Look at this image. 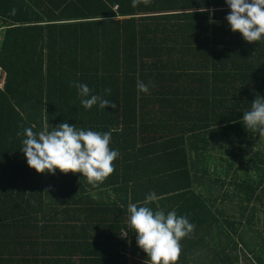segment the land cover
Returning a JSON list of instances; mask_svg holds the SVG:
<instances>
[{
  "label": "trees",
  "instance_id": "16d2710c",
  "mask_svg": "<svg viewBox=\"0 0 264 264\" xmlns=\"http://www.w3.org/2000/svg\"><path fill=\"white\" fill-rule=\"evenodd\" d=\"M229 12L225 0H0V264H142L128 206L149 193L154 211L177 198L199 233L214 226L208 264H264V136L242 120L264 99V36L244 41ZM73 82L116 108L86 110ZM46 121L110 131L113 173L93 188L30 169L17 133Z\"/></svg>",
  "mask_w": 264,
  "mask_h": 264
},
{
  "label": "clouds",
  "instance_id": "9594fccd",
  "mask_svg": "<svg viewBox=\"0 0 264 264\" xmlns=\"http://www.w3.org/2000/svg\"><path fill=\"white\" fill-rule=\"evenodd\" d=\"M137 3L138 0H133L134 7ZM225 3L230 9L225 19L232 32L241 34L248 43L264 36V0H225ZM71 86L78 90L81 105L86 110L94 105L101 109L116 108L115 102L92 94L85 83L73 82ZM137 89L141 93L150 90L143 81H138ZM104 94L110 95L111 88H106ZM242 120L246 129L264 136V99L257 95ZM35 128L34 124L23 128L17 136L23 135L20 151L28 167L37 174L54 175L56 170L65 174L80 173L95 188L113 173V161L120 153L109 147L110 131L85 130L67 122L51 128L47 121L40 131H34ZM157 199L155 193H149L142 204H129V227L136 234L137 247L147 256L144 264H175L181 251L180 241L194 231L195 225L186 216H178L175 210L165 214L163 210L154 211L147 206ZM128 233L124 231L121 236L127 237Z\"/></svg>",
  "mask_w": 264,
  "mask_h": 264
},
{
  "label": "crops",
  "instance_id": "0c3cea01",
  "mask_svg": "<svg viewBox=\"0 0 264 264\" xmlns=\"http://www.w3.org/2000/svg\"><path fill=\"white\" fill-rule=\"evenodd\" d=\"M213 167H210L209 170H212ZM214 178H209L207 179V177L205 179H201L202 182H205L208 186L210 184H214ZM208 197V196H207ZM209 198V197H208ZM158 200V199H157ZM159 200H162L161 198H159ZM175 201L177 202L178 205H173L172 203H165L164 205H162V209L160 207H158V210H163L166 211L165 214H167L169 211L172 210H176L177 208L182 207L181 205H179V201L177 200V198H175ZM237 204V201L232 198V200H230V202L225 203V206L228 210V213L232 214L233 212H235L237 210V208H235ZM219 206V205H218ZM257 209H259V212L261 214L262 212V208H259V205H257ZM184 208L182 207V210H180L181 213H183ZM235 214V213H234ZM204 230L199 233L200 228L198 225H195V229L194 231L189 234L188 236L185 237V240L183 243L185 244L184 246H181V251H180V258H182V261L186 262V264H191V262H189V259H193V258H199V256L203 255V258L206 259L207 264L210 262V258L212 259V263H214V259H215V253H214V249H215V231L216 229L210 226L207 227H203ZM207 234L206 236L203 234ZM211 233V235H210ZM193 234V235H192ZM134 247H137V243L134 242ZM204 247H206L207 251L206 253H204ZM184 248L186 250H184ZM212 250V252H211ZM198 263V262H197ZM140 264V263H139ZM144 264V263H142Z\"/></svg>",
  "mask_w": 264,
  "mask_h": 264
},
{
  "label": "built area",
  "instance_id": "2783aa9c",
  "mask_svg": "<svg viewBox=\"0 0 264 264\" xmlns=\"http://www.w3.org/2000/svg\"><path fill=\"white\" fill-rule=\"evenodd\" d=\"M0 42H1V36H0ZM6 82V73L0 69V90L4 89Z\"/></svg>",
  "mask_w": 264,
  "mask_h": 264
},
{
  "label": "rangeland",
  "instance_id": "374dc122",
  "mask_svg": "<svg viewBox=\"0 0 264 264\" xmlns=\"http://www.w3.org/2000/svg\"><path fill=\"white\" fill-rule=\"evenodd\" d=\"M251 151H254V149H251ZM259 217H261V214H259ZM224 231L227 232L229 234V231L224 227ZM191 234V233H190ZM193 235V234H192ZM183 242L186 241L185 238L182 239ZM257 242V240H255ZM184 244V243H182Z\"/></svg>",
  "mask_w": 264,
  "mask_h": 264
}]
</instances>
